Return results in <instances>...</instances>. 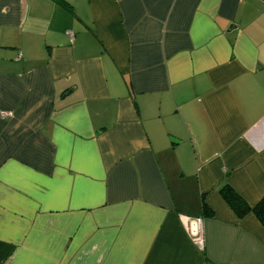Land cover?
Wrapping results in <instances>:
<instances>
[{"label": "crops", "instance_id": "obj_1", "mask_svg": "<svg viewBox=\"0 0 264 264\" xmlns=\"http://www.w3.org/2000/svg\"><path fill=\"white\" fill-rule=\"evenodd\" d=\"M65 1L0 0V264H264V0Z\"/></svg>", "mask_w": 264, "mask_h": 264}, {"label": "trees", "instance_id": "obj_2", "mask_svg": "<svg viewBox=\"0 0 264 264\" xmlns=\"http://www.w3.org/2000/svg\"><path fill=\"white\" fill-rule=\"evenodd\" d=\"M56 3L66 4L65 0H53ZM221 197L225 203L230 207L238 219L243 218L248 213H253L256 218L264 224V197H262L259 202L251 207L247 202L227 183H223L218 189ZM203 213L206 215H211V211L208 210L207 206L202 204ZM209 264L211 263L207 260Z\"/></svg>", "mask_w": 264, "mask_h": 264}, {"label": "built area", "instance_id": "obj_3", "mask_svg": "<svg viewBox=\"0 0 264 264\" xmlns=\"http://www.w3.org/2000/svg\"><path fill=\"white\" fill-rule=\"evenodd\" d=\"M2 116H8L9 112H2ZM185 226L186 230L197 245L198 248L202 249L204 246V233H203V218L198 217H185Z\"/></svg>", "mask_w": 264, "mask_h": 264}]
</instances>
